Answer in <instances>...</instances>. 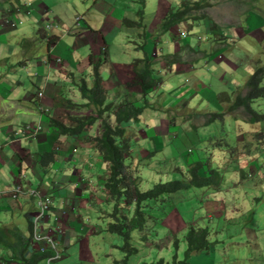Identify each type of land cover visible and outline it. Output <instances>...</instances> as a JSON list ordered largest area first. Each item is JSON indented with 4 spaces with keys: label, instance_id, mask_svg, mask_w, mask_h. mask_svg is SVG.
Segmentation results:
<instances>
[{
    "label": "crops",
    "instance_id": "0c3cea01",
    "mask_svg": "<svg viewBox=\"0 0 264 264\" xmlns=\"http://www.w3.org/2000/svg\"><path fill=\"white\" fill-rule=\"evenodd\" d=\"M180 1H1L5 2L1 18L9 15L23 19L22 14L26 13L42 24L37 31L42 47L35 46L36 40L27 49L9 47L15 64L18 55L27 59L25 64L19 65L25 66L23 68L25 71L0 69V227L3 229L0 232V264H23V259H26L34 249L30 242L22 254V259L15 260L9 257L11 248L19 247L20 239L27 240L29 230L32 232L30 221L38 212V208L37 210L34 208L33 198L25 190L27 186L37 189L41 194L49 195L52 200L48 214L38 222V229L39 233L52 236L55 241L57 257L53 258V264H68V259L56 262L66 255L67 251H70L69 255L76 253V258L81 264H92L95 261L90 247L91 239L105 232V228H101L96 219L110 215L104 209L106 206L110 209L114 203L113 200L99 197L108 171L107 162L98 153L94 140L99 134L100 119L75 134L57 131V126L52 122L54 118L65 125L72 124V116L87 114L84 110L89 112L95 110L93 106H79L76 109L75 102L67 103L79 97L77 83L85 80L87 85L92 84L93 73H96L104 89H107L106 101L110 95L116 99V103L131 99L140 104L139 98L128 95H135L138 91L133 89L129 93L126 89V81L132 77L130 73H133L131 61L135 60V66L147 65L158 92L161 89L160 84L164 81L153 77L155 73L153 71L166 72V80L168 85H171L169 89L167 86L163 88V99L166 103L177 105L179 100L177 89L185 91L187 89L190 102L199 99L197 103L207 108L210 103L221 102L224 109L231 99L227 92L244 91L243 81L254 71L258 61L264 63V8L255 6L257 10L248 8L244 13H233L229 20L222 14V2L207 0L212 5L204 6L205 13L200 19L183 20L169 28H177V33L174 34L169 32V29L159 32L156 25L160 18L169 7L176 6ZM78 16H82L79 25L75 20ZM124 18L139 21V24L126 25ZM45 21L49 23L55 21V26L47 29ZM199 24L211 35L210 38L205 39L201 32L193 36V29ZM48 30L52 31L51 34L47 33ZM17 34L26 35V31ZM64 34L67 36L62 37ZM185 34L186 37L183 38L181 35ZM189 34H192L190 39L187 36ZM161 39L164 44L167 42L168 48H159V54L155 56L152 52ZM151 43L152 47L149 46ZM174 53L175 61H168L166 55ZM7 55L6 52L5 56ZM147 55L149 58L143 61ZM2 59L4 57H0V68L6 66L5 63H1ZM39 66H44L47 72H39ZM75 72L80 78H73ZM11 83L14 85H10ZM39 90L42 91L41 96H38ZM191 91L194 93H190ZM158 92L156 90L154 94ZM143 109L147 110V114L143 116L146 117L144 121L157 123L159 133L168 131V122H165L166 127L163 125L162 129L161 121L165 119L162 114H166L164 111L148 110L146 107ZM202 112L208 114L203 110ZM234 119H238V123L247 124L246 116H235ZM26 122H32V127L39 124L40 128L33 136L20 138L19 132L15 131ZM110 122L112 124L115 122L113 115ZM206 122L205 118L204 124ZM133 123L138 126L136 121L131 122L130 130L134 128ZM125 127L127 130L128 127ZM185 127L187 132H193L186 125ZM141 129V136L148 137L145 128ZM190 129L193 130L191 127ZM147 130H151V127ZM138 136V133L132 134V138L137 140ZM233 136L236 143L234 150L237 155L242 156L241 163L234 169L235 182L232 191L236 192L247 183L248 178L239 174V167L249 166L243 159L249 158V154L243 152L245 149L238 150L241 148L240 143L244 135L240 131H234ZM201 140L204 139H199ZM136 144L133 143V146ZM146 144L150 148V154L156 151L154 141L148 139ZM133 146L128 155L133 154ZM137 151L136 155L140 158L138 154L140 151L138 153ZM44 152L55 154L54 160L41 164L39 160ZM229 167L222 165L217 168L227 171ZM18 184L21 190L16 192L15 185ZM217 189L189 188L184 191L187 192L185 198L178 192L173 194L174 200L164 201L163 197L159 196L160 202L149 201L148 203H155V207L148 211L153 217L149 218L143 214L144 220L147 221L143 226L144 231L139 229L135 231L140 235L143 233L150 235L149 231L154 225L160 224L163 229L162 235L155 231V239L144 240V245L156 246L160 253H167L174 246L175 254L172 260L174 258L176 261L182 260L186 248L185 241L183 237L173 235L174 231L185 226V222H182V217L179 216L177 204L184 202L188 197H194L196 201L191 204H196V207L191 205L189 207L195 210V214L191 215L188 210L185 214L194 217L195 220L190 224L208 228L209 239L205 250L194 252L190 256V258L198 256L196 264H264V228L249 225L247 207L240 212H237L236 208H231L227 217L226 210L219 211L220 204L242 203L246 197L241 199L237 196L227 197L222 192L229 188ZM95 199L100 201L99 208L94 205ZM188 204L190 202H184L183 206L188 207ZM132 207L131 205L127 208L128 218L132 217ZM107 219L113 218L109 216ZM149 220L152 221V227L147 229ZM227 221L241 222L243 225L222 226ZM50 230L52 234H49ZM210 232L215 234L210 235ZM114 233L111 235H115ZM117 240L120 241L119 238ZM41 244H44V240H41ZM93 245L97 247L96 241H93ZM46 251H49V255L39 260L37 264H44L45 260L52 256L51 249H44L41 252ZM138 257L133 260L134 264H140ZM155 257L148 261H153L151 259ZM70 258L75 261L72 256ZM190 258L186 264H194ZM161 259L168 261L163 257Z\"/></svg>",
    "mask_w": 264,
    "mask_h": 264
},
{
    "label": "rangeland",
    "instance_id": "374dc122",
    "mask_svg": "<svg viewBox=\"0 0 264 264\" xmlns=\"http://www.w3.org/2000/svg\"><path fill=\"white\" fill-rule=\"evenodd\" d=\"M1 1L2 0H0V29H1L0 57L1 58L4 57L1 63H5L6 66L0 69L2 71H10V70L25 71L23 70L25 66H19V65L22 63L25 64L27 59H25L24 56L18 55L17 56L18 60L16 61L15 64L14 62L15 59L12 57V54H10L9 47H13L17 49H21V48L27 49L31 47V44L26 47H23L22 43L23 41L26 40H36L35 46L42 47L41 46L42 44L39 41L40 36L39 33L37 32L38 28L41 27L42 24L36 20H33L26 13L22 14L23 19L21 17L9 16V15L1 18L2 10L4 9L5 6V2H1ZM10 1L15 2V0H10ZM240 1L241 3L238 0H219V2L223 3L222 14L224 15V17L226 16V18H229V20H231L233 13L234 14L244 13V11L247 10L248 8H253V10H257L256 7L262 9L264 8V0H240ZM203 13H205L204 10ZM11 21L13 25L11 24ZM44 24L46 25L51 24L54 27L55 21L51 23L45 21ZM23 30L26 31V35L17 34L19 32H22ZM193 30H194L192 33L193 36L195 35V33L201 32L203 37H205V39L211 37L210 34L205 32V30L200 24L198 27L194 28ZM168 31L174 34L177 33V28L169 29ZM51 32H52L51 30L47 31L48 34H51ZM192 34L187 35L188 39H190ZM66 36L67 34L62 35V37H66ZM181 36L184 38L186 37V34L184 36L183 35ZM205 39L203 41H205ZM63 40L65 41V39ZM32 44H34V42ZM132 46L134 47V45ZM149 46L152 47V43L149 44ZM159 48H164V49L168 48L167 42H165L164 44L163 39H161L160 43H158L156 49L153 50L152 54L158 56ZM6 52L8 54L7 56H5ZM134 63L135 60H132L131 70L137 71L140 74V76H138L135 72L130 73L132 77L128 78V80L126 81V89L129 91V93L133 89L138 91L135 95L132 94H128V95L130 97L139 98L140 104L135 103L134 100L131 99H125V100H129L130 102L136 105H141L142 108L146 107L148 110L154 109L161 112L164 111L166 114H162L163 116H165L164 117L165 119L161 121L162 129H163V125L164 127H166L165 122H168L167 123L168 131L166 133L164 131H162V133H159L160 128L157 127L158 126L157 123H153L149 120L144 121L146 120V117L143 116L147 114V110L143 109L142 112H139L140 113L139 118L136 121V123H138V126L135 125V123L132 124L134 125V128L133 130H129L131 136L129 135L128 138L130 148H132L133 143H137V144L133 146L134 149L133 154L130 156L127 155L125 157V162L129 163L127 165V168H125L129 176V187L133 190V187L135 186L139 191H144L145 189L149 188L152 184L156 182H166L175 179L178 180L183 179L186 175L185 167H187L195 160H206L204 166H202V170H205L207 168H216L217 179H215V182L220 180V185H224L225 188H229L223 190L222 193L224 195H227V197L237 196L239 199L246 197L245 201H250L249 203H245V201H243L242 203H233L231 205L225 202L224 204H220L219 211L222 212L226 210L225 216L227 217L231 211V208H236V211L240 212V211H244L245 208L247 207L246 215L247 217L250 218L249 225L264 228V118L256 122L248 121L246 119L247 124L244 122L236 123L229 116L230 113H225L221 117H217V116L210 117L209 120L204 124V120L207 115H205L202 112V110L207 112L209 115L211 114V112H223L224 109L221 106V102L210 103L209 107L207 108V106L197 103L199 99H195L192 102H190V100L188 99L187 89L186 91L184 89H177L176 94L178 95V99H179L178 104L177 105L168 104L163 99L164 86H167L166 87L167 89L171 88V85H168V82L166 80L167 78L166 72L153 71L155 72L153 74V77L155 78L158 77L159 80L164 81L162 84H160L161 89L158 92V87H154L155 83L153 82L150 71H148L147 65L135 66ZM38 70L39 72H47V69L44 66H39ZM158 72H164V74L161 73L159 75ZM43 75H45V73H43ZM73 78L77 79L80 78V76L78 75L77 72H75V74H73ZM148 82H151L150 86H148ZM262 82L264 83V76ZM80 83L77 84L81 86L82 83L81 84ZM10 85H14V84L11 83ZM29 89H31V86L29 87ZM76 89H78V86L76 87ZM104 90L105 93H107V89ZM156 90L158 93L154 94ZM243 92L244 91H241V93ZM190 93H194V91H191ZM227 93L229 96L237 94L236 91L232 93L230 92ZM83 100H84L83 97L81 96V94H79V97L75 101H67V103L72 104L73 102H75L76 105L75 108L78 109L80 106L79 104L83 103ZM108 101H113L115 105H119L123 103V100L118 101L116 103L115 102L116 99L114 97L111 98L110 95ZM218 105L220 107H218ZM250 107L258 113H264V97L255 98L251 100ZM84 112L89 113L88 110L86 111L84 110ZM113 116L115 118V115ZM243 116H245L244 113ZM101 117L102 119L104 118V116ZM108 118L109 117H107V119ZM99 119L101 120V118ZM185 125L189 128L190 131L193 132H187ZM148 127H151V130H147ZM190 127L193 130H191ZM141 128H145L147 135L149 134L148 135L149 138L141 136L142 135ZM234 131L235 132L240 131L244 135L240 143L241 148H238V150L245 149L243 152L249 154V158L244 157L243 159L247 163H249V166H251L250 168L249 166L246 168L239 167V174L244 175V178L246 176L248 180L247 183L244 186H242V188L239 187V189L236 192L232 191V188L234 187L233 183L235 182L234 169L241 163L240 158L242 156L237 155L233 148V146L236 145L233 136ZM16 132H19L20 138H22V136H24V138L30 137L35 134L32 127V122H26L22 124V126L19 127V129L16 130ZM133 133H138L139 135L138 140L137 138H132ZM260 133H262V135L258 136V134ZM148 139L154 141V145L156 146V151L152 152L151 154L149 153L150 148L146 144ZM199 139H204V140L199 141ZM218 141H221L222 143L223 142L226 143V145L223 146V149L218 148V146H214V142H218ZM229 146H232V148H229ZM137 149L138 151H140L139 153ZM136 151L139 154L140 158L137 157ZM222 165L230 166V167L228 168L227 171H223L217 168ZM110 173L111 171L106 172L102 188L100 189L101 193L100 195L99 194L98 195L99 197L103 196L105 200L112 201L113 198L109 196V194L107 193L108 189L105 186L107 176H109ZM138 173L140 180L137 178ZM200 174L202 175L201 171ZM211 187L212 186H207L204 187V189L207 190ZM192 188L195 189L196 187H192ZM212 188H216V187H212ZM25 190L29 191L30 189L25 188ZM184 191L185 190L180 191L179 195L185 197L187 195L186 194L187 192ZM162 197L164 201H168L169 199L174 200L173 194L163 195ZM121 199L122 200L117 199V201H115V203L112 204L110 209L105 205L106 209H104V211H107L110 215L104 216L100 219H96V223L99 224L101 228L104 227L105 232H103L100 235H97L96 238L91 239L90 247L92 249V254L95 259V261L92 264H127L128 259H129L128 264H134L133 260H135V258L138 256L139 257L137 258V260L140 261V264H142V262H146V263L149 262L148 260H150L151 257H155V256L156 257L154 259H158V258L161 259V257H163L166 258V260L171 261L173 255L175 254L174 246H172L171 250L167 251V253H160L161 251L157 250L156 246H150V245L148 246L147 244L144 245V240L155 239L154 236L155 231L157 232L158 235H162L163 229L162 226L158 223L155 224L152 230L149 231L150 235L145 233L140 235L138 231L136 232L135 229H132L130 232L131 239L129 245H125V241L123 240L120 234L114 233L106 229L108 224L114 221V214L119 219L121 218V216H123V214L127 215V213H125L126 211L125 208H128L129 206L125 205L124 197ZM134 200L135 197L132 198V201ZM155 201L160 202L161 200L159 198H155ZM194 201H196L194 197H188L184 201V202H190V204L187 205L188 207L183 206L184 202H179L177 204L179 208L178 210V213L180 214L179 216L182 217L183 220L182 222H185V226L181 230L174 231L173 235L178 237H183L186 244V248H187V242L185 237H187V234L191 231L190 226H192V224H190V222L194 221L195 219L194 217L185 214V211L188 210V212L191 215L195 214L194 213L195 210L189 207L190 205L196 207V204H191ZM99 203L100 201H98L97 199L94 200V205H96L97 208H99ZM132 206L133 207L131 213L133 216L134 204ZM153 207H155V203H148L149 209ZM34 208L35 209L37 208L36 204H34ZM161 208L163 207L161 206ZM83 216L84 219L86 220L84 212H83ZM109 216L112 217L113 219L112 220L107 219ZM33 219L34 216L30 221L31 229L33 228ZM127 219L129 220L130 218H128L127 216ZM106 220L108 221L106 222ZM224 225L226 227H233V226L238 227L240 225H243V223L241 222L237 223L236 221H227L222 226ZM138 229L140 231L142 230L144 231L143 227ZM112 233H114L115 235H111ZM49 234H52L51 230L49 231ZM209 234L214 235L215 233L210 232ZM222 234L223 233H221V235ZM103 236L105 237L103 238ZM117 238H119L120 241H118ZM207 239H208V234H207ZM93 241H96L97 247H94ZM69 254L70 251H67V254L64 255L61 259L57 260L56 262H59L64 259H68L69 261L68 264H81L78 258H76L77 257L76 253H73L72 255ZM70 256H72V259H75V261L71 260ZM183 258H184V252L182 259ZM197 260H198V256L196 255L190 258V261L194 264H196L195 261ZM53 263L54 260L50 259L48 261L45 260L44 264H53Z\"/></svg>",
    "mask_w": 264,
    "mask_h": 264
},
{
    "label": "trees",
    "instance_id": "16d2710c",
    "mask_svg": "<svg viewBox=\"0 0 264 264\" xmlns=\"http://www.w3.org/2000/svg\"><path fill=\"white\" fill-rule=\"evenodd\" d=\"M211 5L212 3L207 0H181L179 4L171 6L166 10L158 21L156 29L159 32H165L183 20L200 19L204 16V6L210 7ZM123 21L126 25L139 24V21L126 18H124ZM33 42L34 40H26L23 41L22 44L23 47H26ZM166 57L168 61H175L176 54H169L166 55ZM147 59L148 56L144 58V61ZM132 72L140 76L137 71ZM263 76L264 63L260 64L258 61L254 71L243 81L242 86L244 87V93L241 95L237 94L226 111L230 112L237 107H241L248 121L256 122L263 119L264 113H258L250 107L251 100L264 97ZM81 83V86L78 84V91L83 99H85V102L79 105L85 107L93 106L95 110L84 115L72 116V124L65 125L62 121L54 118H52V122L57 126V131L75 134L80 133L87 126L92 125L97 121L98 117L101 118L99 123V134L95 136L94 139L98 153L101 155L102 159L107 162L108 171H111L105 182V186L108 189L107 193L113 198L114 203L117 199L119 200L124 197L125 205L131 206L134 204L133 216L129 220L127 219V215L123 214L119 219L114 214V221L106 227L107 230L120 234L125 241V245L130 244L131 230L142 228L144 223L147 222L144 220L143 214L147 215L149 218L153 217L148 212L149 201H155V198L159 196L176 194L192 187L203 188L212 186L216 187V190H218V187L219 189L224 187L220 185V180L215 182V179H217L216 168L202 170V166H204L206 160H195L185 167L186 175L183 179L156 182L144 191H139L135 186L132 190L129 187V176L125 170L129 164L125 162V157L131 150L128 141L129 135L131 136L129 132L131 128L130 124L138 120L139 112L142 111V106L136 105L129 100H123V103L119 105H115L113 101H106L107 96L105 90L101 84V79L97 77L96 73H93V82L91 86L87 85L85 80H82ZM150 85L151 82H148V86ZM111 115H115V122L113 124L109 120ZM222 115H224L223 112H211L206 119L208 121L210 117H221ZM101 116H104V118L102 119ZM107 117L109 118L107 119ZM233 121L238 123V119H233ZM126 122L129 123L127 124ZM125 126L128 127V131ZM225 145L226 143H222L221 141L214 142V146H218V148L221 149H223ZM229 148H232V146H229ZM233 148H235V146H233ZM54 156L55 154L51 152H44L41 154L39 162L41 164L50 163L54 160ZM137 177H139V173ZM133 197H135L134 201H132ZM125 210V213L128 214L129 209L125 208ZM149 221L150 223H148L147 229L152 227V221ZM190 228L191 231L187 234V237H185L187 248L184 251V258L182 260L176 261L174 258L171 261H163L158 258L147 263L142 262V264H186V261L190 258L192 253L205 250L209 244V240L207 239L208 228L203 225H192ZM2 230L3 229L0 227V232ZM31 238L32 233L29 230L27 240L20 239L19 247L17 249L15 246L11 248V255H9L10 259H22V254L25 252L28 244H30ZM47 255H49V251L39 252L33 249L32 252L28 254V257L23 259V264H37L39 260Z\"/></svg>",
    "mask_w": 264,
    "mask_h": 264
},
{
    "label": "built area",
    "instance_id": "2783aa9c",
    "mask_svg": "<svg viewBox=\"0 0 264 264\" xmlns=\"http://www.w3.org/2000/svg\"><path fill=\"white\" fill-rule=\"evenodd\" d=\"M76 24L78 25L81 17H77L76 19ZM11 24H13L11 22ZM47 28L52 27V25H47ZM38 95L41 96L42 92L39 91ZM36 128H33V130L35 131ZM30 190H26L27 194L29 196H32L34 198L35 204L37 205L38 208V212L36 213V215L34 216L33 219V228H32V238L31 241L33 242V244L36 245V249L38 251H43L44 249H51L52 252V257L48 258L47 260L53 259L57 257V251H56V245H55V241L53 239L52 236H47L44 234L39 233V229H38V219H41L46 212L48 211L49 205L51 203V199L48 195L46 194H41L38 193V191L29 188ZM16 190H18V188H16ZM24 193V191H23ZM36 208V210H37ZM41 240H44V244H41Z\"/></svg>",
    "mask_w": 264,
    "mask_h": 264
},
{
    "label": "clouds",
    "instance_id": "9594fccd",
    "mask_svg": "<svg viewBox=\"0 0 264 264\" xmlns=\"http://www.w3.org/2000/svg\"><path fill=\"white\" fill-rule=\"evenodd\" d=\"M78 17H81V19H82V16H78ZM77 18V17H76ZM12 22V21H11ZM79 24H80V22H79ZM78 24V25H79ZM13 25V24H12ZM48 25H51V24H48ZM53 27V26H52ZM52 27H50V28H52ZM47 28V27H46ZM50 28H47V29H50ZM261 64V63H260ZM161 73H163L164 74V72H161ZM92 84H90V86H91ZM39 91H41V90H39ZM38 91V92H39ZM42 92V91H41ZM244 93V92H243ZM243 93H237V94H239V95H241V94H243ZM236 94V95H237ZM236 95H231V99H230V102H228V103H226V107L224 108V111H223V113L225 114V113H230L229 114V116L232 118V119H234V117L235 116H240V117H244L243 116V110H242V108L241 107H237V108H235V109H233V110H231L230 112H227L226 111V109H227V107L232 103V101H233V99H234V97L236 96ZM39 96V95H38ZM212 113H214V112H212ZM209 114H207V116H208ZM206 116V117H207ZM111 117V116H110ZM33 128H36L35 129V131H34V133L36 132V130L37 129H39L40 128V125L39 124H36L35 126H33ZM16 132V131H15ZM16 188H18V190H16ZM26 188H31V187H29V186H27ZM32 189H34V188H32ZM21 190V187H20V185L18 184V185H15V191L16 192H19ZM34 190H36V191H38L37 189H34ZM38 193H40L39 191H38ZM49 196V195H48ZM32 197V196H31ZM50 197V196H49ZM33 198V197H32ZM51 199V198H50ZM33 200H34V198H33ZM51 202H52V200H51ZM34 203H35V201H34ZM50 205H51V203H50ZM50 205H49V208H50ZM49 208H48V211H49ZM48 211L46 212V214L44 215V216H46L47 214H48ZM43 216V217H44ZM38 222H40V219H38ZM32 233V232H31ZM30 242H31V244L34 246V249H36V245L35 244H33V242L31 241V239H30ZM37 250V249H36ZM40 252V251H39ZM51 252V251H50ZM52 253V252H51ZM52 257V256H51ZM50 258V257H49ZM46 261H48V260H46Z\"/></svg>",
    "mask_w": 264,
    "mask_h": 264
},
{
    "label": "bare ground",
    "instance_id": "6f19581e",
    "mask_svg": "<svg viewBox=\"0 0 264 264\" xmlns=\"http://www.w3.org/2000/svg\"><path fill=\"white\" fill-rule=\"evenodd\" d=\"M197 20V19H196Z\"/></svg>",
    "mask_w": 264,
    "mask_h": 264
}]
</instances>
